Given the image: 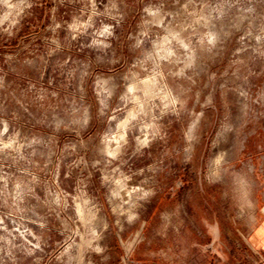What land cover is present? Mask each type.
<instances>
[{"label":"clouds","instance_id":"9594fccd","mask_svg":"<svg viewBox=\"0 0 264 264\" xmlns=\"http://www.w3.org/2000/svg\"><path fill=\"white\" fill-rule=\"evenodd\" d=\"M0 264H264V0H0Z\"/></svg>","mask_w":264,"mask_h":264}]
</instances>
